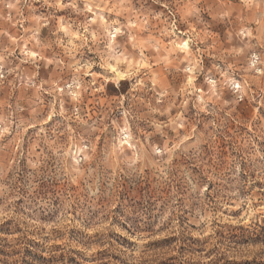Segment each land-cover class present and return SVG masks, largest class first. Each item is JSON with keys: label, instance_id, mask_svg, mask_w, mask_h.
Segmentation results:
<instances>
[{"label": "rangeland", "instance_id": "rangeland-1", "mask_svg": "<svg viewBox=\"0 0 264 264\" xmlns=\"http://www.w3.org/2000/svg\"><path fill=\"white\" fill-rule=\"evenodd\" d=\"M0 264H264V0H0Z\"/></svg>", "mask_w": 264, "mask_h": 264}]
</instances>
